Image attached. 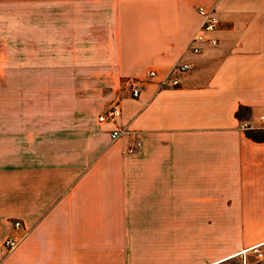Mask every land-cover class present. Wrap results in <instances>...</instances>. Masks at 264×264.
Here are the masks:
<instances>
[{"label": "crops", "instance_id": "0c3cea01", "mask_svg": "<svg viewBox=\"0 0 264 264\" xmlns=\"http://www.w3.org/2000/svg\"><path fill=\"white\" fill-rule=\"evenodd\" d=\"M259 115L264 0H0V264H264Z\"/></svg>", "mask_w": 264, "mask_h": 264}, {"label": "built area", "instance_id": "2783aa9c", "mask_svg": "<svg viewBox=\"0 0 264 264\" xmlns=\"http://www.w3.org/2000/svg\"><path fill=\"white\" fill-rule=\"evenodd\" d=\"M196 13L198 14L200 18L199 28L198 31L191 37L190 44L195 42L203 41L204 38V32L212 31L216 29L218 25V19L215 14V11L213 8H206L204 6H198L196 8ZM205 41H207L210 45L216 44L215 38H206ZM189 50H191L193 53H198L201 51V47L199 45H190L188 47ZM190 67V64L187 62L182 63H175L173 64L169 72L163 76V78L158 82L159 87L163 86H176L180 82V78L178 76L172 77L171 73L173 70L182 73L183 71H186ZM145 75L149 78L155 76V71L153 70H147ZM129 92L131 97H137L139 93V81L134 80L129 84ZM120 116V107L118 101L111 102L106 109H104L102 112H100L98 115H96V121L98 123H109L112 125L111 130L109 131V141L114 142L116 141L120 136L125 134L127 130L124 127H121L117 124V120ZM259 121L261 122L262 127L264 128V115H259ZM244 129H253V127L249 124L243 125ZM138 145V142L135 143V145H132L127 148L128 152L133 151L135 146ZM21 223L19 221L13 222L14 228H19ZM18 243L17 239L11 238V237H5L2 241V248L5 250V252H9L12 250Z\"/></svg>", "mask_w": 264, "mask_h": 264}, {"label": "rangeland", "instance_id": "374dc122", "mask_svg": "<svg viewBox=\"0 0 264 264\" xmlns=\"http://www.w3.org/2000/svg\"><path fill=\"white\" fill-rule=\"evenodd\" d=\"M221 229L218 225H212V249L219 247L223 241L215 238V234ZM257 254V253H256ZM259 254V253H258Z\"/></svg>", "mask_w": 264, "mask_h": 264}, {"label": "trees", "instance_id": "16d2710c", "mask_svg": "<svg viewBox=\"0 0 264 264\" xmlns=\"http://www.w3.org/2000/svg\"><path fill=\"white\" fill-rule=\"evenodd\" d=\"M244 109L242 107H239L238 110L236 111V115L238 116L239 114L242 113ZM248 136H250L252 139L255 140H260L262 138H264V132H259V133H247Z\"/></svg>", "mask_w": 264, "mask_h": 264}]
</instances>
